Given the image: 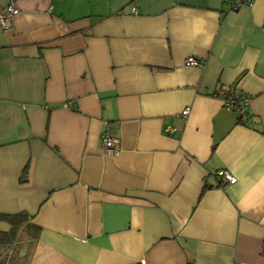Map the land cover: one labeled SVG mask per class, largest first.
I'll use <instances>...</instances> for the list:
<instances>
[{"label":"crops","instance_id":"0c3cea01","mask_svg":"<svg viewBox=\"0 0 264 264\" xmlns=\"http://www.w3.org/2000/svg\"><path fill=\"white\" fill-rule=\"evenodd\" d=\"M11 1L0 264H264V0Z\"/></svg>","mask_w":264,"mask_h":264},{"label":"built area","instance_id":"2783aa9c","mask_svg":"<svg viewBox=\"0 0 264 264\" xmlns=\"http://www.w3.org/2000/svg\"><path fill=\"white\" fill-rule=\"evenodd\" d=\"M240 1L244 5L251 4V0H240ZM15 10L16 9H15L14 3L13 1H11L6 7V11L0 14V24L2 27L6 28L7 26L10 25V19L13 13L15 12ZM184 63L187 66H203L204 61L194 56H187L184 60ZM216 94L222 97L223 105L225 108L229 110L238 109V105L235 104V100H234L235 95L233 93H230V92L226 93L225 90H218L216 91ZM187 111H188V108H184L183 110H181V114L185 115ZM242 119H244V117H242ZM167 130L169 132L173 131V129H171L170 126L167 127ZM102 142H103V148L107 154H114L118 151L119 141L117 137L105 134L103 135ZM216 175L228 182L235 181V176H233L228 170H225V169L217 170Z\"/></svg>","mask_w":264,"mask_h":264},{"label":"trees","instance_id":"16d2710c","mask_svg":"<svg viewBox=\"0 0 264 264\" xmlns=\"http://www.w3.org/2000/svg\"><path fill=\"white\" fill-rule=\"evenodd\" d=\"M233 93L235 95V104L238 105V109H234V111L237 112L238 114V119L240 120H245L247 113L245 111V108L247 106V97L242 96L239 92H237L236 90H230L228 89L226 91V93ZM242 117H244V119H242ZM23 217V218H22ZM26 219V215L24 213H15V214H10V213H2L0 212V222L5 221V222H9V224L11 225L9 230H1L0 229V242L1 243H6L10 240V236H11V229L14 227H18L19 223H21V221H19V219Z\"/></svg>","mask_w":264,"mask_h":264}]
</instances>
